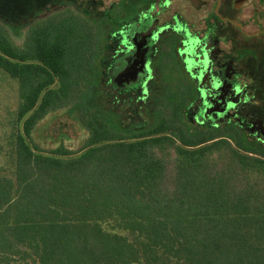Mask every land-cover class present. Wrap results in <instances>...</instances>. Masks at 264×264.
Here are the masks:
<instances>
[{
  "label": "trees",
  "instance_id": "obj_1",
  "mask_svg": "<svg viewBox=\"0 0 264 264\" xmlns=\"http://www.w3.org/2000/svg\"><path fill=\"white\" fill-rule=\"evenodd\" d=\"M95 35L85 18L60 14L18 44L0 22V68L19 82V119L29 114L15 176H0V264H264V187L239 185L243 172L264 175V147L240 131L237 148L211 136L138 139L88 109L75 118L88 133L80 147L34 139L49 113L83 100Z\"/></svg>",
  "mask_w": 264,
  "mask_h": 264
},
{
  "label": "flooded vegetation",
  "instance_id": "obj_2",
  "mask_svg": "<svg viewBox=\"0 0 264 264\" xmlns=\"http://www.w3.org/2000/svg\"><path fill=\"white\" fill-rule=\"evenodd\" d=\"M87 1L85 11L103 4ZM68 2L78 7L76 0ZM120 2V18L109 30L119 45L113 49L108 41L96 77L121 96L125 132L129 128L138 139L211 136V142L240 131L264 144V0L114 4ZM43 4L45 12L58 7L50 0ZM102 13L110 19V8ZM60 14L75 13L65 10L43 21ZM94 57L95 50L92 63ZM134 122L139 128L131 130ZM158 124L166 129L147 134Z\"/></svg>",
  "mask_w": 264,
  "mask_h": 264
},
{
  "label": "rangeland",
  "instance_id": "obj_3",
  "mask_svg": "<svg viewBox=\"0 0 264 264\" xmlns=\"http://www.w3.org/2000/svg\"><path fill=\"white\" fill-rule=\"evenodd\" d=\"M51 1H54L53 7L54 5L58 7L47 12L41 11L44 5L43 0H22V6L19 9L13 12L10 7L7 14L0 9V22H7L10 35L18 44L24 43L26 35L34 23L39 21L44 23L43 20L47 15L51 14L53 16L65 10L74 12L94 25L97 43L94 49L96 57H94L91 64L92 70H94L92 71L93 78L85 88L83 100L61 111L49 113L32 131L34 139L44 146V148H55L60 144H64L69 148H78L88 133L75 118L84 114L88 109L101 110L113 123H118L121 126V96L115 94L110 87H106L103 84L100 78L96 77V69L100 64L99 58H101V55L107 53L106 45L108 41L113 49H117L119 45L118 35L112 33L115 30L111 32L109 30L110 27L114 26L112 20L114 19L117 22L120 18L121 2L117 6V4H114L117 0H103V4L97 5V9L91 8L88 9L89 11H85L81 6H86L89 3L87 0H76L78 7L73 2H68L69 0ZM11 2H14V0H11ZM108 8H110V19L102 13ZM109 36L112 37L108 39ZM58 85L59 83L57 82L54 87H58ZM111 92H114L115 95H111ZM20 102V85L18 80L0 68V176L12 178L15 176V140L18 133H24V121L29 115L27 114L22 120L19 119ZM130 128L131 130H135L139 126L134 122ZM128 129L126 128V132L123 131L127 136L130 135V132L127 131ZM172 137L180 142V136L175 135ZM226 140L230 142L232 147L237 148L234 137H229ZM248 141L264 147V144H259L251 139H248ZM213 142L216 141H211L207 144ZM222 150L224 154L231 155L230 148L225 146ZM171 153L172 156H175L173 150H171ZM219 153H216L214 158H217L218 166H223L221 163L223 159L218 158ZM169 167L170 169L172 168L171 165ZM241 181H239L240 186L248 183L253 187H264V175L259 172H251L250 170L243 172L241 174Z\"/></svg>",
  "mask_w": 264,
  "mask_h": 264
}]
</instances>
